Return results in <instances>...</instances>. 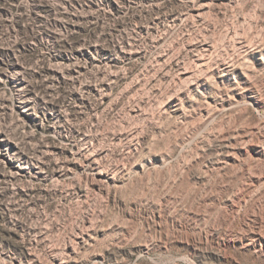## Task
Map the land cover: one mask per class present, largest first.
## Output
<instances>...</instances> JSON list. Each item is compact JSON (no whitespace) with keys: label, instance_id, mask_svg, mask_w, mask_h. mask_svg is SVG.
Here are the masks:
<instances>
[{"label":"rangeland","instance_id":"rangeland-1","mask_svg":"<svg viewBox=\"0 0 264 264\" xmlns=\"http://www.w3.org/2000/svg\"><path fill=\"white\" fill-rule=\"evenodd\" d=\"M0 264H264V0H0Z\"/></svg>","mask_w":264,"mask_h":264}]
</instances>
